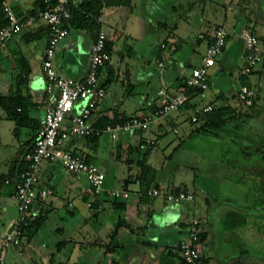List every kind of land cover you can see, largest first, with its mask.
Instances as JSON below:
<instances>
[{"label": "crops", "instance_id": "0c3cea01", "mask_svg": "<svg viewBox=\"0 0 264 264\" xmlns=\"http://www.w3.org/2000/svg\"><path fill=\"white\" fill-rule=\"evenodd\" d=\"M2 1L0 0V5ZM73 1L80 4L85 0ZM132 1L135 2L134 8L123 3L124 0H106V4H104L103 27L107 32L108 40L111 41L112 47L111 62L101 72L102 80L108 84L107 92L99 100L91 116V121L99 125L110 120L112 121V119L114 120L121 114L127 116L135 114L142 115L153 111L156 107L164 103L170 95L180 91L182 85L180 78L182 77L184 79L186 76L183 71V65L179 62L178 65L173 66L175 70L177 67V71L174 69L169 71L168 82L165 80V85L157 87L152 85L153 75L150 72L147 60H144L141 65H136V60L133 59L134 55L130 53L128 45H123V42L125 43L129 38L123 32L134 10H136L135 16H137L139 22L145 13L141 9V0H138V3L137 0ZM150 1L148 0L146 2ZM186 1L187 3L190 2L189 0ZM207 1L212 4L215 0L193 1L196 5L194 9L202 8L204 10L203 12L205 13H200L202 19L209 18L206 5ZM202 2L203 5L200 7V3ZM11 4L16 14L25 22V25L19 33L14 34L0 46V96L19 95L24 100L22 104L23 108L21 110L18 108L20 113L15 116L7 114L1 104L0 107L9 119H13L16 124L24 126L28 135L25 145H23L19 155L14 160L16 164L13 176H15L18 173V166L22 162L27 161L26 155L32 150L36 131L42 125L45 116L47 98L45 94V76L41 63L50 28L49 24L39 15V11L42 8L41 0H11ZM200 22L201 19L198 23ZM240 22L245 23L241 29L243 27H249L257 36H261V40H259L263 44L262 48L264 53V14L246 15L242 18L241 15L235 14L232 20V27H229V29L233 32L234 24ZM177 23L178 30L181 31L178 20ZM192 23L195 22L192 21ZM142 25L143 21L141 27ZM144 25L150 28L154 27L151 17L144 20ZM98 27L99 25L93 19H88L81 13L76 16L73 15L70 18L68 22V34L58 42L54 55V65L62 75L75 79L85 77L89 65L91 45ZM213 27H210L207 32H204L206 35L205 38H199L204 39L206 46L212 39L210 33L214 29ZM232 32L227 40L230 38ZM181 33L184 32L181 31ZM186 34H182L181 37L185 39ZM185 40L187 41V39ZM227 40L222 49L225 51V56H217L215 64L211 66L215 67L214 72L216 74L215 76H211L212 80L218 79V81L213 83L211 80L207 89L188 94L189 100L181 109L153 120L149 132L138 129L124 131L120 132L116 138H111L108 134H103L96 138H87V140L84 139L79 142H74L72 147L68 145L66 140L65 146L67 148L77 152L87 161H91L97 165L95 162L96 159L94 160L92 157H96L94 154L97 153L99 143L104 135L110 139H117L116 143L107 141L108 154L104 158L106 172L101 170L105 173V186H122L121 188L124 187L130 191L128 197L116 198L122 201V204L115 203V199L109 198L108 196L100 195L99 198L94 200L92 206H88L86 204V200L90 199L88 185L85 187L74 185L78 173L70 172L64 167L62 171L51 167L56 160H48L41 164L38 172V185L40 187H51L49 183L54 182L60 185L65 193L71 190L76 194H82V202L68 201L67 204L71 208L64 212L60 211L59 208L56 209L52 200L46 201L45 198L40 197L37 198L39 200L36 199L30 209L32 225L29 227L33 229L32 234L38 237V243H32L35 253L29 254L22 261V264H44L42 258L44 256L53 258L55 250H59L58 247H60L61 241L66 240L69 235H76L79 233V230L84 229L88 232H98L102 230L101 226L103 229L109 226L114 227V235L112 237L110 236L109 241L104 242V240L98 237L91 243L83 244V246L87 247V249L89 247V254L96 252L97 249H104L106 246V264H181L178 259V256L181 258L179 241L188 234L190 224L189 220L186 219L185 210L187 207L184 205V209L181 211L183 201L173 202L175 204L170 205L168 203L172 202L166 201L162 196L139 195L141 187L137 180L142 176L146 166H149L152 168L149 174H151L153 180L148 189L155 186L162 188L182 186L189 190V182L181 179L177 180L175 175L171 176L164 169V167L168 166L162 163V159L159 158V150H155V148L161 140L165 139L164 134L171 126L173 131L174 128L177 129L176 132L174 131L175 133L179 134L180 129L182 130L181 138L174 144V149L180 146H189L192 148V152H194L193 149L197 148V153L195 154L196 159L201 161L203 158H206V153L209 151L204 149L205 146L207 147V145H204L205 141L211 147V144H214L215 141H218L224 135L212 129L197 130L196 128L198 126L189 120V115L194 107L207 104H212L215 107L227 106V108H233L236 104L238 87L243 83L244 78L255 88V102L249 111L241 115L230 116L229 119L226 118V122L234 119L235 126H239L240 123L248 124L251 121L254 123L256 120H260L262 121L260 124L264 125V58L249 76L239 75V78L237 77L239 81L224 78L223 68H225V64H227L229 70L236 66L239 71L245 61V49H234V44L232 43V47L229 50L231 45L226 47ZM171 41H174V39ZM115 42H121L122 45L121 48L119 47L121 54L114 62ZM176 44L178 50L180 45L178 43ZM142 45V42H137V47L143 48ZM159 61L163 60H158V66ZM238 61H242V64L238 65ZM122 62H124V65L121 64ZM190 66L191 68L193 67L192 65ZM163 68H166L165 63ZM178 72L182 73L181 77L178 75ZM139 74L141 75L140 79L138 77ZM160 79L161 81L164 80L162 77ZM134 88L136 89L137 100L126 104L127 91L130 89L131 91L129 92H133L132 89ZM84 104L85 100L79 99L74 109L80 111ZM124 106L131 108V111H127ZM260 131L264 134V128ZM147 137L156 139V144L153 147H146L145 139ZM57 162L60 163L58 160ZM227 163L230 165L231 162L227 161ZM197 164V162L182 163L179 169L193 172ZM61 172L65 175L64 177H60L59 174ZM173 177L174 179L171 181ZM4 178V183L13 185L16 190L14 181L6 182L11 177L6 175ZM191 183L197 185L195 179H192ZM51 188L53 189V187ZM2 191L0 187V195ZM207 192L209 194V191ZM84 194H87L86 200L82 199ZM206 197L208 199L207 203L212 201L211 197L207 196V193ZM59 198L63 203H66L63 198ZM208 204H212V202ZM200 221L202 222L201 219ZM10 224L5 227L0 226V237L4 233L7 236V230ZM203 226L205 237L201 239L202 253L206 254V256L210 254V257H213L214 247L212 246V242L215 232H211V226L207 225V223H204ZM62 231L65 234V238L56 241V234ZM44 235H51L55 239L45 243ZM54 242L58 243L57 247L53 244ZM127 248L132 249V251L125 256L126 253H124V250ZM168 251L170 252L166 254ZM174 253L175 255H173ZM2 254L3 248L1 247L0 257ZM117 255L119 256L118 260L114 258ZM218 255L223 257L227 254L222 253ZM239 256V262L236 261L237 258L232 257V259H228L222 264H255L253 259L244 258L242 252L239 253Z\"/></svg>", "mask_w": 264, "mask_h": 264}, {"label": "rangeland", "instance_id": "374dc122", "mask_svg": "<svg viewBox=\"0 0 264 264\" xmlns=\"http://www.w3.org/2000/svg\"><path fill=\"white\" fill-rule=\"evenodd\" d=\"M146 1L141 0V9L145 14L142 12L144 15L141 17L142 20L140 22L137 20V16H135L136 10L130 16L129 22L123 32L129 38L125 43L123 42V45H128L130 53L134 55L133 59L136 60V65H141L144 60H147L148 67L153 75L152 85L157 87L165 85V80L168 82L169 71L175 70L173 66L178 65L179 62L183 65V71L186 75L190 73V65L202 64L206 43L204 39H199L197 35L199 32H207L210 27H215L217 24L225 25L228 28L232 27V20L235 14L241 15V18L246 15L264 14L263 0H215L212 4L207 1L209 18H203V23L200 13L205 12H203L202 8L194 9L196 6L195 2H193L194 0H189L190 4L186 0ZM123 3H126L129 7L133 6V8L135 6V2L132 0H124ZM200 5L202 7L203 2ZM148 17H151L154 23L153 28L144 25V20ZM200 19L201 22L198 23ZM177 20L180 23L179 27L181 31L184 33L178 30ZM142 21L143 25L141 27ZM192 21L195 23H192ZM242 25H245V23L234 24V30L226 44V47L231 45L229 50L232 47V43L234 44V49H245L244 40L240 35ZM139 26L142 28L140 31ZM182 34H186L185 39L187 41L181 37ZM258 36L261 40V36ZM173 39L180 45L175 52H170L160 47L161 42ZM137 42H142L143 48L137 47ZM121 45V42H115L114 62L121 54ZM224 54L225 51L221 50L218 57L225 56ZM159 59L163 60L166 68L161 70L158 66ZM237 63L240 65L242 61H238ZM121 64L124 65V62ZM225 65V68H223L224 78L239 81V75H243L240 74V70H237L238 67L235 66L229 70L227 64ZM214 68V66L209 67V82L212 80L211 76L216 75ZM175 71H177V67ZM178 75L181 77L182 73L178 72ZM140 76L139 74V79ZM161 77L164 79L163 81H161ZM181 80L183 83L184 79L182 77L180 78ZM217 81L218 79L214 80L213 83ZM129 91L131 90L127 91L126 104L137 100L136 89H132L133 92ZM125 108L127 111H131L129 107L126 106ZM78 112L79 110L73 109L72 113ZM202 122L200 120L194 124L199 127L202 125ZM261 122L260 120H256L254 123L252 121L248 124L240 123L239 126H235L234 119L225 122L220 129H216V131L224 136L215 141L214 144H211L212 148L205 141L204 145H207V147L205 146L204 149L209 152L206 153L207 157L201 161L196 159L197 148L193 149L194 152H192V148L189 146L173 148L174 144L181 138L182 130L180 129L179 134L175 133L171 126L164 134L165 139L161 140L157 145L158 147L156 146L155 148V150H159V158L162 159V163L168 166L164 167V169L171 176L175 175L177 180L181 179L189 182V190L195 194L194 200L183 201V205H181V211L184 209V205L187 207L185 210L186 219L190 223L194 217H197L202 220L203 224L207 223V225L211 226L212 233L215 232L212 242V246L214 247L213 257H210V254H207V256L203 254L208 264H222L226 260L232 259V257L237 258L236 261L239 262L240 252H242L244 258L253 259L255 264H264V134L260 131L264 128V125H261ZM24 128V126L16 124L13 119H9L0 107V187L3 190L0 195V226L3 227L13 222L18 215L15 189L13 185L4 183V176L8 175L11 167H15L16 163L14 160L26 143L28 135L27 130ZM84 139L87 140V137L74 135L67 139V143L72 147L74 142ZM107 141L116 143L117 139H110L104 135L99 143L97 153L94 154L96 157H92V159H96L95 162L100 169L105 172L104 158L108 154ZM231 157L234 159L232 160ZM227 161L231 162L230 165ZM186 162H197L195 171L179 169V166ZM51 167L63 170V166L57 160ZM62 174V172L59 174L60 177L65 176ZM173 179L174 177L171 181ZM192 179H195L197 185L191 183ZM74 183L75 186L81 185L85 187L88 185V180L85 174L78 173ZM49 184L53 187L54 193L46 196L45 200H52L56 209L59 208L60 211L66 212L71 208L67 204L68 201L82 202V194H76L71 190L65 193L60 185L54 182H50ZM119 187L121 188L122 186ZM171 187L173 188L174 186ZM207 191H209V194ZM206 193L212 199L208 203L212 202V204L207 203ZM59 197L63 198L66 203L64 202V204ZM168 204L173 205L175 203ZM101 228L102 230L98 232H88L84 229L79 230V233L76 235H69L66 240L61 241V245L58 247L59 250H55L53 258L44 256L42 261L44 264H106V246L104 249H97L94 253L91 252V254L88 253L89 247L87 249V247L83 246V244L91 243L98 237L104 240V242H108L110 236L114 235V227L109 226L103 229L101 226ZM32 230V227H28L20 243L17 244L13 243L11 235L6 237L5 233L2 234L0 237V248H3V254L0 257V264H22V261L29 254L35 253L32 243H38V237L32 234ZM63 238H65V234L62 231L56 234V239L51 235H46L44 241L48 243L53 239L60 241ZM53 244L56 247L58 245L57 242ZM19 248L24 249V254H17ZM124 251L126 253L125 256H127L132 249L127 248ZM222 253H226L227 255L223 257L217 256V254ZM118 257L117 255L114 258L118 260Z\"/></svg>", "mask_w": 264, "mask_h": 264}, {"label": "built area", "instance_id": "2783aa9c", "mask_svg": "<svg viewBox=\"0 0 264 264\" xmlns=\"http://www.w3.org/2000/svg\"><path fill=\"white\" fill-rule=\"evenodd\" d=\"M105 2V0H102ZM1 7L6 18L5 24L0 27V46L14 34L19 33L25 22L20 19L12 7L11 0H3ZM79 3L73 0H43L39 15L49 24L48 41L44 49L42 70L45 76V94L47 98L45 116L42 125L37 129L32 150L26 155L28 166L9 178L6 182L14 181L15 197L18 204V215L13 221L15 225L11 235L13 243H20L26 227L31 224L30 209L38 197L45 198L53 193L51 187H40L39 167L48 160H58L65 169L73 173H83L88 180V206H92L100 195L116 199L128 197L130 191L126 188L105 186V173L93 162L85 160L77 152L65 146L70 136L98 137L108 134L111 138L118 137L120 132L143 130L150 131L153 120L182 108L188 99L186 89L195 88L205 90L209 86L208 70L215 64L216 57L223 49L231 29L225 25L214 27L203 56L201 65L193 66L190 73L184 77L180 91L170 95L168 99L153 111L142 115L117 116L113 121L99 125L91 121V116L99 102L107 92L108 84L102 80L101 72L111 62V52L107 48L108 35L103 27L104 5L96 15L89 16L99 25L91 45L88 70L84 78L75 79L62 75L54 65V55L58 42L68 34V22ZM240 35L245 43V62L240 68V74L249 76L256 66L263 60L264 53L260 40L249 27H243ZM204 33H199V38H205ZM162 49L175 52L177 44L173 41H163ZM160 68L164 62L159 61ZM256 91L253 86L241 83L236 94L234 114L247 112L255 102ZM79 99L85 100L78 113H72ZM215 106L207 104L194 107L189 115V120L197 123ZM201 118V119H200ZM176 132L177 129L174 128ZM146 147H153L156 139L147 137ZM139 182V180H137ZM162 196L169 202L193 200L194 194L182 187L162 188L152 187L146 192L139 190V195ZM204 226L199 218L194 217L189 224L188 234L179 241V253L186 264H208L202 253L201 234ZM23 253L19 248L18 255ZM43 264V263H38Z\"/></svg>", "mask_w": 264, "mask_h": 264}, {"label": "trees", "instance_id": "16d2710c", "mask_svg": "<svg viewBox=\"0 0 264 264\" xmlns=\"http://www.w3.org/2000/svg\"><path fill=\"white\" fill-rule=\"evenodd\" d=\"M42 4H43V0H41V6H42ZM104 4H106V0H105V2H102V0H85L79 4V7L76 10H74L72 16L73 15L76 16V15H79L81 13L83 16H86L88 19L94 20V18L89 16V14L91 13L92 15H96L99 12V9ZM5 22H6V18L4 17V12H3V9L0 5V27L3 24H5ZM173 42H175V41H173ZM106 45H107L108 50L111 52V47H112L111 41L107 40ZM245 77H247V76H245ZM243 83H246V84L252 86L251 83L246 81L245 78L243 80ZM199 91H202V90H197L195 88L186 89V92L188 94H191L194 92H199ZM23 100H24V98L22 96H19V95L0 96V104L6 110V113L9 114L10 116H15L16 114L20 113V110L23 108V105H22ZM188 100H189V98L186 100V102ZM18 108L20 110H18ZM236 115H241V114H234V107L233 108H227V106L214 107L210 112H207L205 114V116L202 118L203 120H201V121H203L202 125L197 127L196 129L197 130L220 129V127L223 126V124L226 122L227 119H229L230 116H236ZM112 121H113V119H112ZM107 122H111V120L107 121ZM105 123H103V124H105ZM87 138H96V137H87ZM27 166H28L27 161L22 162L18 166V173L21 172L22 170H24ZM151 169L152 168H150L149 166H146V169L143 170L142 176L140 178H138L139 184L141 187L140 190H142L143 192H146L148 190V188H149V186L153 180V177L151 176V174H149L150 173L149 171H151ZM14 170H15V167H11L9 169V173L7 176L12 178L14 173H15ZM143 195H145V193ZM115 203L122 204L123 202L120 201L119 199H115ZM31 225H32V222L29 226H31ZM29 226H27L26 229ZM204 237H205V233L203 232L201 234L200 240L203 239ZM169 252L170 251L166 252V254H168ZM173 255H175V253ZM178 259L181 262V264H186L185 261L182 259V257L180 258L178 256Z\"/></svg>", "mask_w": 264, "mask_h": 264}, {"label": "water", "instance_id": "95a60500", "mask_svg": "<svg viewBox=\"0 0 264 264\" xmlns=\"http://www.w3.org/2000/svg\"><path fill=\"white\" fill-rule=\"evenodd\" d=\"M86 198H87V194H84L82 199H83V200H86ZM14 225H15V222H12V223L10 224V226H9V228H8V230H7V235L12 231Z\"/></svg>", "mask_w": 264, "mask_h": 264}]
</instances>
